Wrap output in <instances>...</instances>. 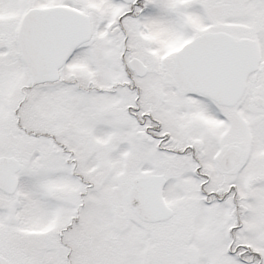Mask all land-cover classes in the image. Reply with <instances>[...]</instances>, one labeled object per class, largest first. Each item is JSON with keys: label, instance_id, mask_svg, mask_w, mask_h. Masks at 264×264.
I'll return each instance as SVG.
<instances>
[{"label": "snow or ice", "instance_id": "1", "mask_svg": "<svg viewBox=\"0 0 264 264\" xmlns=\"http://www.w3.org/2000/svg\"><path fill=\"white\" fill-rule=\"evenodd\" d=\"M0 264H264V0H0Z\"/></svg>", "mask_w": 264, "mask_h": 264}]
</instances>
